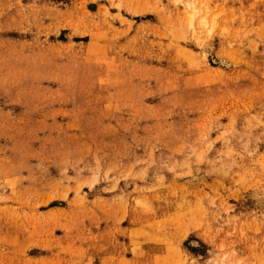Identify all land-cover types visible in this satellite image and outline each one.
Returning <instances> with one entry per match:
<instances>
[{
  "label": "rangeland",
  "instance_id": "374dc122",
  "mask_svg": "<svg viewBox=\"0 0 264 264\" xmlns=\"http://www.w3.org/2000/svg\"><path fill=\"white\" fill-rule=\"evenodd\" d=\"M0 264H264V0H0Z\"/></svg>",
  "mask_w": 264,
  "mask_h": 264
},
{
  "label": "bare ground",
  "instance_id": "6f19581e",
  "mask_svg": "<svg viewBox=\"0 0 264 264\" xmlns=\"http://www.w3.org/2000/svg\"><path fill=\"white\" fill-rule=\"evenodd\" d=\"M188 8L191 10L189 13V16L192 17L196 9L194 8V6H191V5H188Z\"/></svg>",
  "mask_w": 264,
  "mask_h": 264
}]
</instances>
